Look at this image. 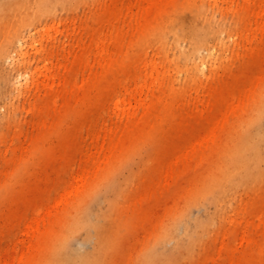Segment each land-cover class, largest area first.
<instances>
[{
	"label": "bare ground",
	"instance_id": "bare-ground-1",
	"mask_svg": "<svg viewBox=\"0 0 264 264\" xmlns=\"http://www.w3.org/2000/svg\"><path fill=\"white\" fill-rule=\"evenodd\" d=\"M112 1L100 22L111 21L125 4L136 7L142 18L139 40L129 44L121 37L111 42L105 34L94 52L89 42L72 57L17 75L5 70L0 76V107L8 87L18 94L34 92L28 110L33 127L26 133L22 128L8 146V164L19 166L17 172L7 168L9 177L0 188V264H66L60 252L67 239H77L84 229L88 241L109 218H118L119 228L123 225L118 211L131 199L137 182L150 202L146 207L140 201L127 218L132 220L129 227L135 226L134 220L163 222L169 217L155 242L178 240L176 251L149 252L150 264H177L185 253L203 246L215 229L221 237L204 248L200 264H264V132L254 134L264 116V48H253L235 71L225 63L227 40L236 30L256 25L264 32V0H232L225 9L240 20L229 22L218 19L205 0ZM17 5V0L0 5V67L5 60L26 58L23 28L30 18L18 17L16 25L11 14L12 24H4ZM182 10L190 12L188 22L180 19ZM148 32L150 37L145 36ZM184 40L189 45L180 48L179 68L188 85L163 88L159 56L138 53L136 47L156 45L168 56ZM203 75L208 82L192 97L187 88ZM261 86L255 99L246 103L244 96ZM246 108L249 115L243 118ZM234 124L239 126L235 131ZM8 153L9 149L6 158ZM143 154L145 172L122 176L125 166ZM205 162L203 174L199 169ZM106 181L111 187L104 190L100 215H79L78 206ZM240 188L253 194L245 204L238 202ZM170 192L176 194L173 204L183 198L188 209L208 200L214 211L206 219L195 216L189 222L186 210L167 202ZM156 206L163 207L157 217ZM10 239L28 243L20 247L16 242L3 253ZM115 247L116 240L108 234L96 245L94 259L79 261L77 256L72 264H104Z\"/></svg>",
	"mask_w": 264,
	"mask_h": 264
},
{
	"label": "rangeland",
	"instance_id": "rangeland-1",
	"mask_svg": "<svg viewBox=\"0 0 264 264\" xmlns=\"http://www.w3.org/2000/svg\"><path fill=\"white\" fill-rule=\"evenodd\" d=\"M242 1L243 0H240V2ZM205 2L206 5L215 13L218 19H223L228 22L240 20L238 15L234 13L233 10L225 9V7L232 2V0H218V6L214 4L213 0H205ZM7 3L10 4V0H0V5ZM17 3L18 10L15 12H13L14 10L11 11L13 13H8L9 15L6 14L5 17L7 15L8 16L4 24H10L14 19L15 24L17 25L19 18L24 15L30 18V22L27 23L28 25L23 28V33L27 39L24 48L26 58L25 60L19 59L16 61L11 59L5 60L0 67L1 78L5 70L12 71L14 75H17L20 72L24 73L27 69L42 67L48 61L55 62L57 60L66 59L67 57H72L74 54L82 52L83 46L85 44H89V42H92L90 49L91 52H94L96 50L97 41L105 34L108 35L111 42L122 37L125 39L126 43L130 44L134 40H139L141 38L140 26L142 18L140 14L137 13L136 7L131 9L125 4L122 11H120L117 16L113 18L111 17V21H107L108 19H105L106 21L100 22V18L103 17L104 14L108 13V9L113 3L112 0H17ZM11 14L14 16L13 19ZM190 16V12L187 10H182L180 12V19L183 22H188ZM17 18L18 20L16 22ZM261 19L262 18H260V20ZM6 30V28H3L1 30V34H6ZM246 34H248V37H246ZM151 35L152 34L148 32L145 36L150 37ZM225 35L227 38L228 33L226 32L224 36ZM227 41L229 45L226 51L225 63L228 67H231L232 70L235 71L242 66L244 59L253 48H264V32L262 29L254 25L253 28L247 29L246 31L244 29L236 30L234 37L228 39ZM188 45V41H182L181 46L178 48L173 47L168 56L165 55L162 49L156 45L151 47L144 46L141 48L139 44L137 45L136 50L138 53L158 55L162 64L160 73L162 87L166 88L168 85H173L175 88L180 89L182 87L185 88L188 85L185 73L179 68V66L183 64V56L180 54V48H186ZM48 49L51 51H48ZM206 52L207 51L205 50L204 53ZM220 72H222L221 68ZM218 78L220 79L221 76H218ZM207 80V77L203 75V77L199 78L198 81L188 86L187 90L192 93V97L196 96V89L201 87ZM262 88V86L258 87L254 94L249 96L245 95L244 99L246 100V103L252 102ZM7 90V97L2 101L0 107V168L1 170L3 169V171L0 172V188H2L5 180L9 177L7 168L12 166L14 167L13 170L16 169L17 172V168L19 166L16 162H13L10 165L7 162L8 158L11 156V149L8 148L11 137L18 134L22 128L24 129V133H26L33 127L28 123V119L31 116L28 110L30 103L34 100V92L30 91L18 94L10 87H8ZM8 103H10V106H8ZM4 104H7V106ZM241 114L243 118L248 116V108L243 110ZM234 126V131L239 128L238 125L234 124ZM257 127L258 129L264 128V116L257 123ZM260 129L255 131L256 133L254 134H263L264 130L261 129V132ZM7 149H9V156L6 158ZM144 156V154L141 157L135 156L132 163L125 166L122 170V176H128L132 173V171H136V174L139 171H142L145 166L143 160L145 161L147 158V156ZM207 165L208 163L205 162L204 166L199 169V172L206 174ZM68 177H70V175ZM181 181L182 179L179 180V183H184V181ZM110 183L111 181L105 184L94 195H91L84 200L82 203H86V205L81 203L80 206H78V208L81 209L79 215L86 213L91 215H89V217L100 215V208L103 205L105 195L104 193L107 192L105 189ZM250 192L251 191L247 192L246 190L240 188L237 195L238 202L245 204L249 201L253 195ZM143 194H145V191L142 190L141 185L137 182L136 188L132 192L131 199L128 200V202L126 201L125 205L123 204L119 208L118 216L122 220L124 218L123 225L120 226V228L118 226V218L115 220L109 218V220L107 219L105 222L103 221L104 225L101 223L102 221L100 222L101 225L99 224L97 230L98 232L96 231L95 234V231H93L94 236L88 241H84V238L86 237V231L84 229L78 234L77 239L71 237L67 239L60 252L65 263L72 264L75 260L77 261L78 257L81 258V260L79 258V261L94 259L97 255V250L95 248L96 245L98 246L101 240H105L108 237V234L110 235L111 240H116V247L110 252H107L104 264H150L147 260V254L149 252L156 249L164 251L173 249L176 251L178 249V240L176 239L167 240L163 245L155 242L156 233L165 223L170 222L171 219L169 220V217L163 222L157 221L156 218H152L151 220H134L135 226L129 227V225L131 226L132 220H127V218L132 211L140 205V201L144 200V197L142 196ZM171 194L172 192H170V195ZM172 195L173 196L170 197L167 202L172 205H177L178 210H186L188 217L187 220L189 222H191L195 216H201L206 219L208 215L214 211L213 204H211L208 200H204V204L200 207H189L187 209L183 198H180L179 200L177 199L176 203L173 204L174 201L172 198L176 197V194ZM149 202L148 198L144 200L146 207L149 206ZM153 212L154 216L157 217L163 213V207L156 206ZM113 229L114 231L110 234ZM117 229L119 232L114 234ZM220 237L221 233L215 229L213 234L204 241L203 246H197L196 250H194V252L190 255L185 253L184 257L181 258L177 264H200L204 259V248H211L214 242ZM97 239H99V242L96 243L95 241ZM91 241L93 242V245L89 243ZM16 242L20 247H24L28 243L27 241L10 239L6 242L3 253H6L7 249L10 246H14ZM92 247L93 250L91 251ZM89 252H92L94 255L91 256V253L89 255ZM88 256L91 257L89 258ZM83 257L85 259H83ZM157 257L161 258L160 252Z\"/></svg>",
	"mask_w": 264,
	"mask_h": 264
}]
</instances>
